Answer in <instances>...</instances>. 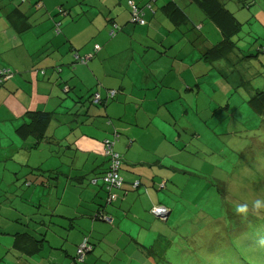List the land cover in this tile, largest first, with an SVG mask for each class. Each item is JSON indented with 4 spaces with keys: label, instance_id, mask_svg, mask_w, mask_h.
Here are the masks:
<instances>
[{
    "label": "rangeland",
    "instance_id": "obj_1",
    "mask_svg": "<svg viewBox=\"0 0 264 264\" xmlns=\"http://www.w3.org/2000/svg\"><path fill=\"white\" fill-rule=\"evenodd\" d=\"M34 6L37 5L34 3ZM195 8L199 12V17L205 16L198 7L195 6ZM191 13L197 21L201 19L194 12ZM242 14L239 20L244 23L241 32L235 37L238 47L231 54V58L216 61L213 68L210 67L211 64L200 62L198 70L207 68L209 71L203 70L205 74L202 80L204 81H200L198 97L194 96L192 100H187V97L182 95L181 99L179 97L169 102L172 103L171 107L175 111L173 112L175 117L170 115V120L165 118L166 111L163 109L160 111L161 119L172 128L175 126L173 125V118H175L174 123L178 120V126H194L199 131L197 132L199 138L194 137L193 140H188L192 142L187 148H183L181 153L171 158H164L165 168H156L158 170H168L172 166L178 168L170 175L174 176L173 185L180 199L173 197L172 201L166 202L173 213L169 220L164 221L155 217L152 209L142 210L143 217H147L149 213L152 214L145 222L146 225L140 229L142 235L139 241L147 249H140L129 236L125 239L120 238L117 242L120 253L113 264H264V114L252 111L248 103L257 89H264V51H259L264 46V1L257 0ZM203 32L209 35L210 40L216 39L213 37L216 34L213 27L204 28ZM173 35L178 37L179 30ZM197 43L200 48L204 43L203 35H199ZM201 54L202 52L199 51V57ZM150 62L154 61L150 60ZM166 64L169 66L170 59H166ZM149 65L143 67L138 64L136 69L131 68L132 72L128 77L130 83L138 79L139 84L134 87L143 88L141 92L135 91L131 95L132 99L139 100H124V96L129 94L125 88L113 100L114 102L124 100L129 105L135 104V108L140 109V114H143L146 119H149L150 112L154 113L150 108L159 105L156 89L162 88L161 85L157 87V79L154 77L155 71L160 72V75L156 74L157 77L162 76V67ZM0 68L11 71L10 68L3 66ZM170 69L167 67L164 72L167 75L165 82L171 85L176 81L173 80V76H176L177 80L182 82L184 94L192 93L185 90L189 84L186 80L190 71L187 75L176 65L172 70ZM146 72H150L151 75L144 80L143 76ZM180 73L182 79L179 78ZM13 75L14 73L9 75L4 83ZM6 88L7 86L0 87V92ZM169 90L164 88L163 93ZM21 96H25L22 91ZM4 101L5 96L0 93V237L9 239L8 232L13 233L17 230L38 232L41 227H34L33 221L43 216L50 226H54L50 222L57 224L55 228H49L48 236L54 238L53 231L62 236L57 237L54 242L57 244L54 245L57 249L53 250L52 258L48 257L49 247L46 244L41 254L44 260L41 255V257H34L25 254L24 257L23 253L12 245L13 241L0 242V264H18L16 262L19 260L20 264L26 261L29 264H67L63 260L67 257L69 261L74 262L71 264H110L112 243L119 235L107 236L111 239L106 238L100 246H97L95 252L89 253L85 262H77L75 250L78 244L77 239L82 231L78 225L80 222L86 226L89 224L86 232L89 234L94 221L89 216L81 215V213L88 214L82 211V207L79 213L74 214L78 216L75 219L64 220L61 216H56L63 210L66 211L58 203L59 198H63L67 187L66 177L61 176L59 182H54L57 189L47 196L44 195V191L47 192L45 187L40 185L38 188L43 189L37 190V186L30 184L33 178L51 181L49 173L30 172L34 166L46 169L60 166V169L65 172L70 170L72 173L69 175H79L85 174V171L88 172L87 170L95 161L81 162L82 157L77 154L75 168L70 169L75 150H69L62 145L63 143L60 144L64 142L67 145V140H61L58 144L50 143V149L57 151L55 157L52 156L47 142H43L38 147L33 145L35 140L32 137L25 141L21 140L15 135L14 128L11 126L12 116L8 112L9 105L5 106ZM14 102L12 99L11 104ZM227 103L231 106L230 109L219 108ZM164 106L169 108L166 104ZM235 106L237 109L233 111L232 108ZM147 110L150 111L148 114ZM7 117L8 119L5 120ZM59 120L67 125L63 116L54 118V124L62 125L58 124ZM66 132L68 133V129L65 128L63 133ZM183 135L187 134L183 133ZM10 155L14 158L11 156L6 159ZM168 171L165 172L170 173L172 170ZM86 177L89 176L86 175ZM151 179L153 181L152 177ZM90 183H94L93 180L92 182L85 180L86 186L78 190L79 194L74 193L72 185L68 184L70 201H63V207L72 208L75 211V204L78 202V205H81L79 200H83V203L88 202L87 209L94 206V203L89 202L90 197L86 194ZM78 184L81 185V183ZM153 189L156 194L164 195L156 191L155 187ZM23 197L31 199L32 203H23L25 201ZM257 200L261 201L260 208L254 206ZM104 201L103 199V204ZM38 203H41V207L37 206ZM43 206H46L47 210ZM240 208L245 210L238 211ZM35 210L39 211V217L34 214ZM17 217L20 218L18 222ZM5 221L6 224H4ZM154 222L157 227H152ZM71 223L74 227L68 228ZM128 227L139 230L135 222L129 221ZM45 229H47L46 226L43 230ZM159 229L162 235L156 238L154 234ZM108 245L109 248L104 250ZM140 251L144 255H141ZM92 254L99 255L101 258L96 259Z\"/></svg>",
    "mask_w": 264,
    "mask_h": 264
},
{
    "label": "crops",
    "instance_id": "obj_2",
    "mask_svg": "<svg viewBox=\"0 0 264 264\" xmlns=\"http://www.w3.org/2000/svg\"><path fill=\"white\" fill-rule=\"evenodd\" d=\"M36 1L0 0V66L10 68L9 75L14 73L13 77L3 85L7 88L1 90L0 93L5 96L3 102L6 103L5 106L9 105L8 112L12 116L11 126L14 128V132L16 126L19 125L17 122L22 123L24 121L27 111L37 109L53 111L54 118L63 116L67 125L61 120L58 121V124H62L59 126L52 121L48 129L49 138L43 142H47L49 147L51 142L58 144L61 140H67V145L64 142H60V144L63 143L62 145L69 150H75L70 169L75 168L74 163L77 154L82 157L81 162L91 163L95 161L87 170L90 173L85 171V174L80 173L79 175H69L72 172L70 170L65 172L60 169V166L47 169L34 166L30 170V172L36 171L40 174L45 172L51 174L50 182L43 179L35 180L39 186L47 189L46 193V190L44 191L45 196L57 189L54 182H59L61 176L66 177L67 187L63 198H59L58 201L62 206L61 208L66 211L63 210L62 213L57 214L61 215L64 220L71 219L70 216L72 219L77 218L78 216L74 214L79 213L81 207L83 212H88V214L81 213V215L88 216L97 208L98 204L103 202L104 193L102 190L94 183H90V185L87 184L89 191L84 188L87 190V196L90 197V201H88L94 203L90 209L86 208L88 202L83 203V200H79L81 205H78V202L75 204V211L72 208L63 207L64 204L62 203L63 201H70L68 184L72 185L74 193L79 194L78 190L86 186L85 180L95 182L96 178L101 176L108 166L103 154L104 140L111 139L114 132H120L121 135L117 138L115 147L118 152L124 155L121 174L125 179V184L123 189L118 191V199L114 202V206L107 210L113 213L114 221L123 225L124 228L121 230L116 227L112 228L105 222L95 220L94 223L92 222L89 232L91 241L97 244L93 252L106 238L111 239L107 236L119 235L114 239L112 250H110L109 263L113 264L120 253L117 243L120 238L125 239L129 236L140 249H147L139 241L142 235L140 229L146 225L145 222L152 214L149 213L147 217H143L142 210H150L152 205L158 201L168 206L163 203V198L157 196L151 186L154 183L155 185L159 183L161 177L170 176L172 172H176L178 169L172 166L168 169L172 170L170 173L165 172L168 171L167 169H156L157 167L165 168L164 158L174 156L169 155L171 154L169 152L172 150V143L169 142L168 136L163 132V129L164 131L166 129V124L160 117V111L161 109L166 111L164 105L169 100L168 97L174 99L177 95H185L182 91V82L173 76V80L176 81L170 85L167 81L165 82L167 75L164 72L167 67L172 70L174 65L179 66L187 75L190 71L188 80H186V83H189L186 90L192 91L190 96L197 98L198 92H194V86L198 85L195 67L199 63V51L203 52L204 48L216 43L220 37V32L213 22H206L208 20H205L203 16L199 17V12H197L196 5H193L192 0H174L184 8L188 17V21L180 25L174 24L169 16L161 10V6L168 0H134L144 8L145 18L148 20V24L144 26L134 25L130 22L129 0H38L37 3L40 6H34ZM224 1L238 18L243 16L242 13L246 8L238 7L237 3L234 5V0ZM149 3H152L153 11L147 7ZM191 12H194L201 19L197 21ZM112 21H116L123 27V30L112 35ZM58 23L60 24L57 25ZM58 26H60L59 32L56 31ZM209 26L215 29L216 34L213 37L216 39L214 41L210 40L209 35L207 36L203 32L204 28ZM177 30H179L180 35L178 37L172 36ZM200 30L206 39L203 37L204 43L199 48L197 37ZM96 48L98 51L88 62L82 63L76 60L77 55L91 53ZM167 58L170 59L169 66L166 64ZM150 60L154 62H150ZM138 64L143 67L150 66L149 64L162 67L161 77H157L160 72H154L157 87L161 85L162 88L156 89L159 105L150 108L154 113L149 110L146 111L147 114L150 112L149 119L140 114V109L135 108V104L129 105L124 102L125 99L127 101L139 100L132 99L131 95L135 91L141 92L140 90L143 88L134 87L139 84L138 79L132 80L131 83L128 80L129 74L132 72L131 68L136 69ZM149 73L144 74V80H147L151 75ZM179 78L182 79L181 73ZM119 87L122 90L125 88L129 92L128 95L124 96L123 102L112 100L106 106H88L87 101L83 102L85 97L87 98L95 91L99 90L105 96L107 89ZM67 88L69 92L66 90ZM164 88L170 89L169 92L163 93ZM21 91L25 96H21ZM66 92L68 93L65 94ZM12 99L15 101L14 104H11ZM165 117L167 118L166 115ZM7 119L8 117L5 118V120ZM65 128L68 129V133H63ZM15 135L17 136V134ZM30 137L35 140L33 145L36 146V139L33 136ZM28 138L20 139L25 141ZM43 142L37 146L39 147ZM50 152H52L53 157L57 154V151L53 149H50ZM11 156L13 155L6 159L11 158ZM158 158L162 161L155 165ZM86 175L89 177L87 178ZM135 180H141L146 188L134 189L132 182ZM77 183H81V185H77ZM173 184L174 182L170 183V186ZM173 187L172 194L175 199H179L177 189L174 185ZM38 189L43 188L37 186ZM96 192H99L97 193L100 197L98 200L93 199V194ZM34 204L36 205L35 202ZM40 205L37 204L38 207H41ZM117 205L122 209H127V212L132 214L131 222H135L137 227L139 226V230L128 227V222L123 218L124 213L118 210ZM43 207L47 210L46 206ZM167 208L171 215L173 213L172 208L169 206ZM37 212L39 213V211ZM18 219L20 218H16L17 222ZM6 223L5 221L4 224ZM71 225L73 224L71 223ZM78 226L82 229L80 237L77 239L79 244L86 235L89 224L86 226L80 222ZM152 227H157L156 222L153 223ZM136 232L137 235L134 237ZM14 233H6L9 235V239L0 237V242L9 240L13 241L14 244ZM161 235L160 229L154 234L156 238ZM52 240L46 242L49 247L47 250L49 258H52L53 250L57 249L54 246L57 244L53 243ZM5 244L9 247L7 243ZM109 245L104 250H107ZM45 246L41 251L31 256L41 257ZM140 254L144 255L141 251ZM22 255L25 257V254ZM92 255L96 259L101 258L99 255ZM67 256H69L68 253ZM42 258L44 260L43 256ZM68 258L63 260L65 263L71 264L73 261H69ZM16 263L20 264V260ZM23 264L29 263L26 261Z\"/></svg>",
    "mask_w": 264,
    "mask_h": 264
},
{
    "label": "trees",
    "instance_id": "obj_3",
    "mask_svg": "<svg viewBox=\"0 0 264 264\" xmlns=\"http://www.w3.org/2000/svg\"><path fill=\"white\" fill-rule=\"evenodd\" d=\"M23 1H25V0H23ZM131 1L134 2V4L137 6L139 17H141L144 20V22H141L138 19H136V20L134 19L133 6L130 3ZM234 1H235V3H237V6L240 8H251L255 4V2H257V0H234ZM37 2H38V0L35 2V4L40 6L39 3H37ZM192 2L205 15V16H203V18L205 20H208L206 22H213L218 27L219 32H220V37L217 40V42L214 43L213 45L207 46L206 48L203 49V52H202L201 56L199 57L198 62L211 64L210 67H212L216 61L231 58V54L238 47V44H237L238 41L235 40V37L241 32L244 22L239 20V18L235 15V13L230 10V8L227 6V3L224 0H192ZM128 3L130 6V10H131L130 22L134 25H140V26L147 25L148 20L145 18L144 8L142 6H140L134 0H129ZM147 7H149V9L153 11L152 3H149L147 5ZM161 10L163 12H165L169 16V18L174 22V24H176V25H180V24L186 23L188 21L187 13L185 12L184 8L181 7L174 0H168L165 4H163L161 6ZM119 30H123V27L120 26L118 23H116V21L115 22L112 21L111 34L114 35ZM200 32H201V30H200ZM201 34L206 39L204 33L201 32L199 35L202 36ZM97 51H98V49L96 48L91 53H88L85 55H80V54L78 55V56H86V55L91 54L90 57L87 59V61L83 62V60H81V59H76V60H78L79 62H82V63H86L94 57V55L96 54ZM259 51H264V46L261 47L259 49ZM195 68L197 70L196 75L198 77L197 78L198 79V85L195 87L194 92H198V95H199V92H200L199 88H200V84H201L200 81H204V80H202V77L205 74V72L203 70H207V71H209V70L207 68H203V69L198 70V65ZM1 70H4V69L0 68V71ZM2 75H0V76H2ZM207 78H208V76H207ZM4 81L5 80H3L2 77H0V87H2L4 85ZM243 84H245V82ZM66 90H68V88ZM112 90L116 91L115 95L110 94V92ZM121 90H122L121 87L109 88V89H107L105 96L98 90V91L93 92L87 98L85 97L83 102L87 101L88 106H93V105L106 106L109 101L115 100L117 94ZM68 92H69V90H68ZM68 92H66V93H68ZM187 94L188 95L185 94V96L187 97L186 99L192 100L193 97L190 96L191 92L187 93ZM96 95H99V97L96 98ZM181 97L182 96L178 95L175 98L181 99ZM175 98L169 99L166 102V106L168 105L169 108L166 107L165 115L167 116V118L169 120H170V115L171 116L173 115L175 117V115L173 113L174 108L171 107L172 103H169V102H172L173 100H176ZM248 103H249V106L251 107L252 111H254L255 113H258V114H264V89H260V90L257 89L256 92L249 99ZM219 108L220 109H224V108L230 109L231 106L227 103L225 106H220ZM232 109L234 111L235 109H237V107L235 106ZM215 112H217V111H215ZM54 117H55V114L53 111L42 110V109L29 110L25 113L24 121L22 123H20L18 126H16L15 132H16L17 136H19L20 138H23V139L30 137V136H33L36 139V145H37V144H39V143H41L44 140L49 138L48 129H49L51 122L53 121ZM175 120L176 119L173 118V125H175L173 128H172V126L165 123L166 129H165V131L163 129V132H165V134L168 136L169 142L172 143V145H171L172 150H171V152H169V153H171L169 155H174V156L181 153V150L183 148L188 147V145L192 142V141H188V140H193L192 138H194V137H196L197 139L199 138V136H197L198 135L197 132H199L198 128H196L194 126H192V127L178 126L179 125L178 120H177V123H174ZM189 122L191 123L190 119H189ZM183 133H185L187 135L184 136ZM120 135H121L120 132L116 131V132H114L113 137L111 139L104 140L103 154H104V157H105V160H106V163L108 166L105 169V171H103L101 176L96 178L97 180L94 182V184L96 186H99V188L104 193L103 199L105 201H104V204L102 202L100 204H98L97 208L88 216L90 218H92V221H95V220L102 221V222L109 224V226H111L112 228L116 227L118 229L120 228V230H121L122 228H124V226L121 224L120 225L117 224V222H115L113 219V213L108 212V210H107L109 207L114 205V202L116 201V199H118V191L122 190L124 187V184H125V179L121 174V169H122V166L124 164V155L121 154L120 152H118L116 150V147H115V143L117 141V138ZM167 136H166V139H167ZM185 137H187V139H185ZM107 140H110L111 143L113 142L112 143V149L115 153L118 154V158L120 161L119 166H118V172L121 175V177L123 178V182L120 186L109 185L104 180L106 174L111 170V165L113 162L111 155L106 154V146H107L106 141ZM161 161H162V159L158 158L155 162V165L160 164ZM33 174H34V172H33ZM168 176L169 175L161 177L159 183H157L156 185L154 183L151 186L153 191H154L153 187H155L157 189L156 191L164 193L163 196H160V194H157V196L164 199L163 203H166V201H172V199L174 197V195L172 194V190L174 189V187H173V185L170 186V183L174 182V180H173L174 176H172V175H170L169 177ZM33 179L34 180L31 181L30 184H33L34 186H39V184L35 182L36 178H33ZM41 184H43V183H41ZM132 184L134 186L133 188L136 190H140L141 187L142 188L145 187L144 184L141 182V180H135L134 182H132ZM145 190L148 191V189H145ZM97 193H99V192H96L93 194L94 200H98V198H100V197H98ZM112 194H115V198L111 197ZM22 199H24V197ZM24 200L25 201H23V203H25V204L32 203L31 199H29V198L24 199ZM39 204H41V203H39ZM156 206H164L166 208L168 207L159 201H158V204H153L151 209H152V214H154L155 216H157V215L153 212V209ZM116 207H119L118 210H120L121 213H124L123 218L125 221H127V222L131 221V218H132L131 215L132 214L127 212V209H125V208L122 209L119 205H117ZM34 214H37L39 216V213L36 210L34 211ZM44 215H45V213H44ZM56 216H61V215H56ZM169 217H170V214L168 215V218L165 221L169 220ZM18 220H20V219H18ZM33 222H35L34 227H41L38 232L37 231L36 232H29L27 230H20V231L18 230L17 232H15L13 234L15 237V241H14L13 245L15 247H17L20 252H22L23 254H26V255H33L35 253H38L39 251H41L43 249V247L46 245L47 241H51L53 239L52 242L54 243L57 240V237L62 236V235H57L56 234L57 232H55V231L52 232V235L55 233L54 238L50 235L48 236L49 228L50 227L55 228L57 226V224L50 222V224H52V225L54 224V226H50L46 222V218H44V216L41 218H37L36 221H33ZM31 224H33V223H31ZM23 225H25V224H23ZM44 226H46L47 229L43 230ZM58 227H62V226H58ZM72 227H73V225L70 224L68 228H72ZM62 228H64V227H62ZM90 236H91L90 234L84 235L81 242L78 244L77 249H76V256H75L77 262H85L87 255L94 251L95 246L97 244H95L94 242L91 241ZM85 240L87 241V248L85 249L84 260H80L79 259V248Z\"/></svg>",
    "mask_w": 264,
    "mask_h": 264
},
{
    "label": "built area",
    "instance_id": "obj_4",
    "mask_svg": "<svg viewBox=\"0 0 264 264\" xmlns=\"http://www.w3.org/2000/svg\"><path fill=\"white\" fill-rule=\"evenodd\" d=\"M133 6V12H134V19H138L140 20L141 22H144V20L139 17V14H138V8L137 6L134 4V2H130ZM40 5V4H39ZM60 23H58L57 25H59ZM56 31L59 32L60 31V26H58L56 28ZM91 55V54H90ZM90 55H86V56H76V59H81L84 61H87V59L90 57ZM4 76H3V75ZM0 77L3 78V80L7 79V77L9 76V71L4 69V70H1L0 71ZM111 95H115L116 94V91L115 90H112L110 92ZM99 95H96V98H98ZM113 143V142H112ZM112 143L110 142V140H107L106 141V154H109L111 155L112 159H113V162H112V165H111V170L106 174L104 180L109 184V185H114V186H120L123 182V178L121 177V175L119 174L118 172V166H119V158H118V154L115 153L112 149ZM112 198H115V194H112L111 195ZM163 209H167L166 207L164 206H156L154 207L153 209V212L154 213H157L158 212H161L163 213ZM165 212V211H164ZM87 248V241L85 240L82 245L80 246L79 248V259L80 260H84V254H85V249Z\"/></svg>",
    "mask_w": 264,
    "mask_h": 264
},
{
    "label": "water",
    "instance_id": "obj_5",
    "mask_svg": "<svg viewBox=\"0 0 264 264\" xmlns=\"http://www.w3.org/2000/svg\"><path fill=\"white\" fill-rule=\"evenodd\" d=\"M165 211V212H164ZM168 214H169V210L168 209H163V213L158 212L156 213V215L161 218L162 220H166L168 218Z\"/></svg>",
    "mask_w": 264,
    "mask_h": 264
},
{
    "label": "clouds",
    "instance_id": "obj_6",
    "mask_svg": "<svg viewBox=\"0 0 264 264\" xmlns=\"http://www.w3.org/2000/svg\"><path fill=\"white\" fill-rule=\"evenodd\" d=\"M256 208H260L262 205H261V201H259V200H257L256 202H255V205H254ZM245 209H243V208H240V209H238V211H241V212H243Z\"/></svg>",
    "mask_w": 264,
    "mask_h": 264
},
{
    "label": "bare ground",
    "instance_id": "obj_7",
    "mask_svg": "<svg viewBox=\"0 0 264 264\" xmlns=\"http://www.w3.org/2000/svg\"><path fill=\"white\" fill-rule=\"evenodd\" d=\"M156 214V213H155Z\"/></svg>",
    "mask_w": 264,
    "mask_h": 264
}]
</instances>
